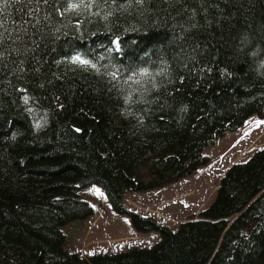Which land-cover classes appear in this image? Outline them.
<instances>
[{"label": "trees", "instance_id": "16d2710c", "mask_svg": "<svg viewBox=\"0 0 264 264\" xmlns=\"http://www.w3.org/2000/svg\"><path fill=\"white\" fill-rule=\"evenodd\" d=\"M70 2L0 5V264H264V147L176 229L123 201L192 175L218 136L264 118V0ZM91 185L159 240L70 251L62 227L93 215Z\"/></svg>", "mask_w": 264, "mask_h": 264}, {"label": "rangeland", "instance_id": "374dc122", "mask_svg": "<svg viewBox=\"0 0 264 264\" xmlns=\"http://www.w3.org/2000/svg\"><path fill=\"white\" fill-rule=\"evenodd\" d=\"M258 121L264 118L253 115L239 130L218 136L204 149L208 162L189 177L152 190L127 191L125 205L172 229L185 220L197 218L213 200L230 165L248 159L256 149L264 147V123L257 126ZM142 172L147 174L145 169ZM93 189H99L103 195ZM80 194L95 206L96 212L88 219H77L62 227L70 251L88 256L127 251L135 246L150 247L159 240L157 232H139L128 215L117 214L100 188L87 187Z\"/></svg>", "mask_w": 264, "mask_h": 264}, {"label": "snow or ice", "instance_id": "6c2138e0", "mask_svg": "<svg viewBox=\"0 0 264 264\" xmlns=\"http://www.w3.org/2000/svg\"><path fill=\"white\" fill-rule=\"evenodd\" d=\"M10 0H0V5L9 3ZM22 2L24 3H33V0H22ZM36 3H39L40 0H35ZM44 3H47V0H43ZM95 0H72V2H70V8L72 9H76L78 8L81 4H87V6H91L92 3H94ZM138 2H142V0H138ZM38 10V9H37ZM31 11H33L32 9L29 10V12L31 13ZM3 28V17L0 16V29ZM0 39H2V34H0ZM0 55H2V53H0ZM73 61L82 65H89L91 62L85 58H82V55L78 54L75 57H73ZM93 67H95L94 64H92ZM27 97H25V101H27ZM264 123V121H258L257 122V126H259V124ZM93 191L99 195H103V193H101V191L99 189H93ZM122 247V246H121Z\"/></svg>", "mask_w": 264, "mask_h": 264}]
</instances>
